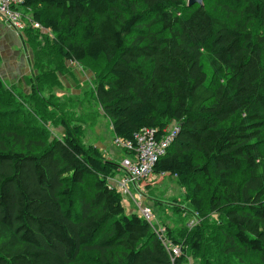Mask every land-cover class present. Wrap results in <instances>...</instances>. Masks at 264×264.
Returning <instances> with one entry per match:
<instances>
[{"label":"trees","instance_id":"trees-1","mask_svg":"<svg viewBox=\"0 0 264 264\" xmlns=\"http://www.w3.org/2000/svg\"><path fill=\"white\" fill-rule=\"evenodd\" d=\"M18 9L45 34L25 30L30 93L17 97L0 75V264H264V0H23ZM75 68L94 74L126 158L138 159L145 129L160 141L179 126L152 172L183 190L177 227L126 213L112 181L127 174L84 144L76 98L55 91L65 87L58 73Z\"/></svg>","mask_w":264,"mask_h":264},{"label":"rangeland","instance_id":"rangeland-1","mask_svg":"<svg viewBox=\"0 0 264 264\" xmlns=\"http://www.w3.org/2000/svg\"><path fill=\"white\" fill-rule=\"evenodd\" d=\"M18 4L13 6L18 5V7H20V3ZM7 9L8 7L5 5L4 1L0 0V41L5 40V33L7 31L13 32L19 41L17 44L10 47L9 54L4 55L6 58L5 60H8L9 64L6 69V64L4 62L2 63L5 67L4 71H6L7 74L0 70V75L6 85L14 88V93L20 98L21 94H28L31 92L29 84L27 85L26 83V77L33 74L31 61L33 60L34 51L29 47L28 39H30V37H27L25 30L32 25L26 19L20 27L13 25V16L8 14ZM29 16H31V14H29ZM229 18L232 21L235 20V17L232 18V16H230ZM29 20L31 21V17ZM34 29L41 30V27ZM41 31L44 35L45 31L43 29ZM0 48H2L1 42ZM72 74L76 75L77 79L69 78V75ZM58 76L60 77L61 84L65 87L62 91L55 89L56 93H59V95L64 98L66 95H72L76 98L77 103L74 114L80 119V121L77 120V122L81 123L85 130L84 144L95 145L110 161L121 167L122 161L129 155L120 147H117L118 145L116 146V137L111 122L100 109L98 101L94 96V92L92 91L95 81L94 74L89 70L82 71L80 68H75L71 69L68 74L58 73ZM28 104L29 103H27V105ZM69 112L73 114L71 111ZM51 120L52 119H49L50 124H52ZM51 128L57 134V137L63 133L61 127L51 126ZM115 177L119 179L121 175L118 174ZM116 179H113L114 181L112 182L115 183ZM139 183V188L141 190L132 187L129 196H123V204L126 213L129 215L132 213L141 215L138 204H140L142 208H144V206L151 207L155 224L162 226L163 222H167L177 227V223L180 222L181 219L174 210V199L178 198L181 200L183 196V190L178 185L177 181L172 177L163 178L154 175ZM157 201H163V203L160 204L157 203ZM217 218L218 216L215 214L212 216L211 221ZM192 220L193 224L198 221V219ZM213 244L214 247L218 248L219 243L217 241H214ZM198 262L199 260H193L194 264H199Z\"/></svg>","mask_w":264,"mask_h":264},{"label":"built area","instance_id":"built-area-1","mask_svg":"<svg viewBox=\"0 0 264 264\" xmlns=\"http://www.w3.org/2000/svg\"><path fill=\"white\" fill-rule=\"evenodd\" d=\"M3 1L8 7V14L10 16H13L12 24L18 27L22 26L25 20H23L22 12L18 9V3L21 4L23 0ZM15 4L18 5L13 6ZM28 22H30L34 28L41 27V24L39 22L32 21V19L31 21L28 20ZM178 132L179 126L174 123L164 129L163 136L160 141L155 140V133L157 132L152 128H147L143 131V133L137 135L138 146L136 147V150L138 152V159L134 160L133 158H125L121 164V167L123 169H121L127 174V176H122V178L116 179L115 186L122 195L129 196L132 186H135V188L139 190V182L152 176L153 168L157 163L159 157L165 153L171 142L174 141ZM118 141L122 143L123 146H126L129 149H134L131 143L123 142L121 140ZM138 206L140 208L142 216L152 222L154 215L151 208L147 206H144V208H142L140 204H138ZM157 232L160 235V231ZM160 237L162 240L165 239L164 233H162ZM164 244L174 255L179 256L181 254L180 247L173 246L171 243H167V241H165Z\"/></svg>","mask_w":264,"mask_h":264},{"label":"crops","instance_id":"crops-1","mask_svg":"<svg viewBox=\"0 0 264 264\" xmlns=\"http://www.w3.org/2000/svg\"><path fill=\"white\" fill-rule=\"evenodd\" d=\"M5 36L7 39L5 38L4 41H2V40L0 41L1 45H2V48H0V70L3 73L7 74V72L4 71L5 67L3 66L2 63L4 62L6 64V69H7L9 62H8V60H5L6 58L4 55L9 54L10 53V51H9L10 47H12L14 44H17L19 40L17 39V36L11 31H7L5 33Z\"/></svg>","mask_w":264,"mask_h":264},{"label":"water","instance_id":"water-1","mask_svg":"<svg viewBox=\"0 0 264 264\" xmlns=\"http://www.w3.org/2000/svg\"><path fill=\"white\" fill-rule=\"evenodd\" d=\"M206 0H188V5L192 6L193 4H199L200 6H204Z\"/></svg>","mask_w":264,"mask_h":264},{"label":"clouds","instance_id":"clouds-1","mask_svg":"<svg viewBox=\"0 0 264 264\" xmlns=\"http://www.w3.org/2000/svg\"><path fill=\"white\" fill-rule=\"evenodd\" d=\"M172 125V124H171ZM152 176H154L153 174H152ZM115 179V178H114ZM144 181V180H143ZM116 185V184H115ZM114 185V186H115ZM116 187V186H115ZM132 187H134L135 188V186H132ZM117 189V188H116ZM118 190V189H117ZM139 190H141V189H139ZM124 196V195H123ZM133 199V198H132ZM138 208H139V206H138ZM140 209V208H139ZM152 210V209H151ZM141 212V211H140ZM141 216H142V214H141ZM143 217V216H142ZM144 218V217H143Z\"/></svg>","mask_w":264,"mask_h":264}]
</instances>
